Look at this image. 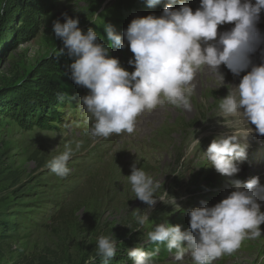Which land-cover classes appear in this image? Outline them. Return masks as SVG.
Masks as SVG:
<instances>
[{
    "label": "rangeland",
    "instance_id": "rangeland-1",
    "mask_svg": "<svg viewBox=\"0 0 264 264\" xmlns=\"http://www.w3.org/2000/svg\"><path fill=\"white\" fill-rule=\"evenodd\" d=\"M165 2L148 6L144 0H0V264H93L90 258L102 235L117 239L116 255L108 264H132L129 248L152 251L157 246L146 242L155 225L167 221L187 230L188 210L202 206L201 201L211 206L232 190L228 178L208 165L204 152L214 137L231 131L226 125L219 127L223 117L217 115L228 86L238 84L240 77L221 65V84L218 77L201 70L193 82L191 112L165 103L141 114L132 134L94 138L89 114L79 103L88 90L71 80L70 58L55 54L63 45L52 32V22L63 23L62 14L78 18L82 31L93 28L108 43L106 24L122 36L131 19L159 15ZM184 3L195 10L199 0ZM260 25L264 33V20ZM231 27L225 24L218 30ZM110 55L133 70L127 63L133 55L127 47L113 45ZM254 58L260 62L259 53ZM54 75L64 82L50 83L46 77ZM26 86L32 91L24 90ZM64 92L72 96L66 104L59 100ZM37 103L41 105L34 118ZM259 136L255 131L247 135V158L239 162L240 172L233 178L256 176L264 186V165L257 168L258 163L251 162ZM263 143L264 137L258 144L262 156ZM69 149L74 153L67 165L70 174L61 179L47 163ZM135 161L161 183L156 195L167 201L174 198L179 205L177 209L157 199L140 231L127 226L136 227V212L147 207L134 198L128 180ZM260 203L264 211V201ZM260 228V237L245 239L240 249L212 264H264V224ZM159 249L154 264H179L173 259L175 250L168 252L164 244ZM94 264L103 262L97 257ZM182 264H193L190 254Z\"/></svg>",
    "mask_w": 264,
    "mask_h": 264
},
{
    "label": "clouds",
    "instance_id": "clouds-1",
    "mask_svg": "<svg viewBox=\"0 0 264 264\" xmlns=\"http://www.w3.org/2000/svg\"><path fill=\"white\" fill-rule=\"evenodd\" d=\"M144 2L155 6L160 0ZM172 5L173 0H166L159 15L134 17L122 36L106 24L108 43L93 28L82 31L78 18L62 14L63 23L59 19L52 22V32L63 45L56 48L55 54L70 58L71 80L77 87L88 90L79 103L89 114L87 119L94 138L132 134L141 114L165 103L191 112L190 96L196 87L193 82L201 70L218 77L221 84L224 82L221 65L234 77H240L238 84L228 86L217 115L223 117V123L231 131L214 137L204 152L208 165L228 178L232 190L211 206L201 201L202 206L188 210L187 230L167 221L155 225L147 232L146 242L157 246L152 251L143 246L129 248L127 254L132 264H154L160 244L170 253L175 250L173 259L179 264L186 254H190L193 264H212L240 249L245 239L260 237V225L264 224L260 203L264 201V186L259 177L233 178L240 172L239 162L247 158V135L253 131L264 135V33L257 27L264 12V0H199L195 10L183 2L177 8ZM225 24L232 27L219 31ZM113 45L120 49L127 47L133 54L127 61L133 67L131 72L110 55ZM257 53L259 63L253 61ZM195 141L199 145V140ZM73 154L71 149L66 150L49 160L47 167L63 179L70 174L67 165ZM137 164L135 161L131 165L128 180L134 198L147 207L143 213L136 212V227L127 224L133 231L143 228L157 199L177 205L174 198L167 201L156 195L161 183ZM116 241L114 235L98 237L95 255L90 258L93 264L97 257L108 264L116 255Z\"/></svg>",
    "mask_w": 264,
    "mask_h": 264
},
{
    "label": "trees",
    "instance_id": "trees-1",
    "mask_svg": "<svg viewBox=\"0 0 264 264\" xmlns=\"http://www.w3.org/2000/svg\"><path fill=\"white\" fill-rule=\"evenodd\" d=\"M46 78L49 80L50 83H53V84H61V83L64 82L63 79L60 76H55L54 75V76H49V77H46ZM24 90L29 91V92L32 91V89H30V87H28V86H26L24 88ZM71 97H72L71 94L68 95L67 92H64L62 95H59V100H62L61 103H65V102L67 103L70 100ZM40 105H41V103H37V105L35 104V106H34V108H35L34 115H33L34 118H36V116L38 114V111H39V108H37V106H40ZM56 119H58V118L56 117ZM7 230H8V228H7ZM39 264H49V263L40 261Z\"/></svg>",
    "mask_w": 264,
    "mask_h": 264
},
{
    "label": "bare ground",
    "instance_id": "bare-ground-1",
    "mask_svg": "<svg viewBox=\"0 0 264 264\" xmlns=\"http://www.w3.org/2000/svg\"><path fill=\"white\" fill-rule=\"evenodd\" d=\"M260 24H261V23H260ZM226 26H227V25H226ZM228 26H229V25H228ZM258 28H259V27H258ZM253 60H254L255 62L257 61L256 58H254ZM232 85H233V84H232ZM217 111H218V110H217ZM217 111H216V112H217ZM219 123H220V124H219V127H224V126H225V124H224L223 122L219 121Z\"/></svg>",
    "mask_w": 264,
    "mask_h": 264
}]
</instances>
